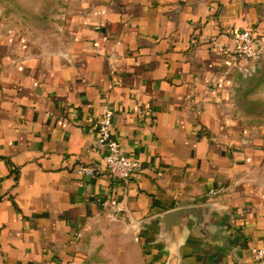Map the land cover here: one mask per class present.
Masks as SVG:
<instances>
[{
  "label": "crops",
  "instance_id": "0c3cea01",
  "mask_svg": "<svg viewBox=\"0 0 264 264\" xmlns=\"http://www.w3.org/2000/svg\"><path fill=\"white\" fill-rule=\"evenodd\" d=\"M69 1L38 40L0 20V264H253L264 127L239 109L249 64L232 58L243 28L264 49V0ZM104 105L141 165L129 182L97 146ZM192 208L161 235L163 216Z\"/></svg>",
  "mask_w": 264,
  "mask_h": 264
},
{
  "label": "rangeland",
  "instance_id": "374dc122",
  "mask_svg": "<svg viewBox=\"0 0 264 264\" xmlns=\"http://www.w3.org/2000/svg\"><path fill=\"white\" fill-rule=\"evenodd\" d=\"M69 3V0H0V20L11 19V15H14L15 23L35 28V33L31 34L38 40L40 33L50 29L49 24L57 26L56 13ZM241 74L235 83L239 109L245 120L259 126L257 129H263L264 57L258 63L244 66Z\"/></svg>",
  "mask_w": 264,
  "mask_h": 264
},
{
  "label": "built area",
  "instance_id": "2783aa9c",
  "mask_svg": "<svg viewBox=\"0 0 264 264\" xmlns=\"http://www.w3.org/2000/svg\"><path fill=\"white\" fill-rule=\"evenodd\" d=\"M237 46L233 55V62L244 61L247 64L258 63L264 57V49L259 48L256 34L253 30L243 28L236 34ZM113 113L108 105H104L102 117L98 124L97 146L105 152L104 162L110 177L117 181L129 182L140 171L141 165L123 154L118 141L112 133ZM88 177L94 175L93 169L79 172ZM221 191H211V196H218ZM103 208L108 211L115 222L124 219V209L116 200L103 203ZM253 264H264V246L251 250Z\"/></svg>",
  "mask_w": 264,
  "mask_h": 264
},
{
  "label": "water",
  "instance_id": "95a60500",
  "mask_svg": "<svg viewBox=\"0 0 264 264\" xmlns=\"http://www.w3.org/2000/svg\"><path fill=\"white\" fill-rule=\"evenodd\" d=\"M203 209L204 208L181 209L166 214L161 218V235H166L171 239L174 228L181 230L184 221L188 218L197 220V214L203 212Z\"/></svg>",
  "mask_w": 264,
  "mask_h": 264
}]
</instances>
